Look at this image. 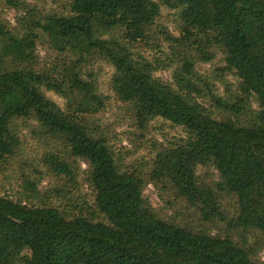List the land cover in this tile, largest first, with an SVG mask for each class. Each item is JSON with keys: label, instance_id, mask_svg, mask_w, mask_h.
<instances>
[{"label": "trees", "instance_id": "1", "mask_svg": "<svg viewBox=\"0 0 264 264\" xmlns=\"http://www.w3.org/2000/svg\"><path fill=\"white\" fill-rule=\"evenodd\" d=\"M36 1L54 8L5 0L23 14L13 26L0 17V176L28 166V137L46 145L36 173L51 187L26 177L31 206L0 197V264H262L264 0ZM164 13L176 37L157 26ZM39 47L53 56L41 69ZM218 57L235 93L196 72ZM98 62L109 67L100 81ZM110 101L140 130L172 129L150 160L109 148ZM146 184L199 227L156 212Z\"/></svg>", "mask_w": 264, "mask_h": 264}, {"label": "rangeland", "instance_id": "2", "mask_svg": "<svg viewBox=\"0 0 264 264\" xmlns=\"http://www.w3.org/2000/svg\"><path fill=\"white\" fill-rule=\"evenodd\" d=\"M25 5L34 7L39 12H47L54 8L50 3H42L36 0H19ZM23 14L21 8L9 6L5 0H0V17L9 25H14L15 17ZM174 19L169 16V13H164L157 20V26L160 29H165L167 34L176 37L174 30ZM165 41L162 39L158 44L161 47ZM147 56V55H146ZM53 56L48 53L43 47L37 49V68L41 69L46 66ZM224 63L220 57L214 60L212 64L199 63L196 66V72L202 79H207L212 83L214 91L222 96L228 93L229 89L235 93V79L227 71H224ZM90 70L96 79L103 80L109 73V67L105 62H98L90 67ZM159 81L164 84L171 83L170 71H162L157 74ZM49 98L59 101L57 97L49 96ZM208 105V102L205 103ZM219 113V112H218ZM101 134L107 139L109 148L114 153L121 152L124 162L136 161L142 159L150 160L155 151L162 145L163 137H168L172 134V129L160 120H155L149 124L146 130L138 129L131 121L126 111L119 104L110 101L107 104L106 113L100 118ZM24 135V134H23ZM22 136V135H21ZM25 149L22 152L23 162L27 163V167L21 165V162H15L9 169L0 176V197H8L23 201L22 203L31 206L36 202L32 200L33 195L25 187V179H32L36 183L37 189L44 192L51 187V183L45 178H39V153L46 149L45 144L25 137ZM87 165L82 163V170H85ZM37 172V173H36ZM84 189H87L84 185ZM143 199L156 212L167 218H173L176 221L187 222L192 226L199 227V223L195 216H190L186 209L172 210L165 202L161 189L151 184H146L142 192ZM223 202L222 204H225ZM219 228V226H218ZM217 227H209V234L215 236L218 231ZM257 259L264 264V248L257 254Z\"/></svg>", "mask_w": 264, "mask_h": 264}]
</instances>
